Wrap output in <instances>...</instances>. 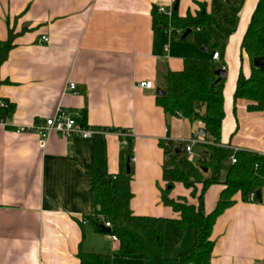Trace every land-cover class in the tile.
<instances>
[{"label": "crops", "instance_id": "crops-1", "mask_svg": "<svg viewBox=\"0 0 264 264\" xmlns=\"http://www.w3.org/2000/svg\"><path fill=\"white\" fill-rule=\"evenodd\" d=\"M257 3L0 0V43L9 31L17 35L0 67V100L14 107L8 117L11 127L0 125V264H80L81 252L109 255L111 264H152L123 255L118 241L92 221L102 219L88 175L94 139L52 133L41 150L37 134L14 130L42 123L60 106L73 115L83 113L87 126L133 131L131 209L135 216L168 220L164 250L151 249L154 258L176 259L194 246L195 227L181 229L176 223L180 215L162 202L167 184L161 143L192 140L201 129L197 122L166 114L157 105L158 92L164 76L183 71L186 60L211 61L225 71V116L217 144L264 155V112H249L247 101L234 99L240 72L245 78L251 73L241 43ZM176 4L181 18L195 16L200 5H207L216 33L196 31L166 49L168 39L154 27L153 12ZM147 82L153 83L151 89L139 86ZM71 83L76 91L69 89ZM105 140L108 173L119 175L124 172L121 139L108 135ZM206 152L204 144L196 145L195 162ZM226 174L224 168L220 182ZM223 189L216 184L206 191V214L216 209ZM201 190L198 185L195 197L192 189L176 183L170 198L194 205ZM231 202L213 227L210 264H264V190L260 202H244L240 193Z\"/></svg>", "mask_w": 264, "mask_h": 264}, {"label": "trees", "instance_id": "trees-1", "mask_svg": "<svg viewBox=\"0 0 264 264\" xmlns=\"http://www.w3.org/2000/svg\"><path fill=\"white\" fill-rule=\"evenodd\" d=\"M201 11L193 16L188 14L181 18L177 11L169 19L153 12L154 27L162 30L171 22L174 28L197 29L209 34L216 33L214 16L207 13V5H200ZM9 38L0 43V67L6 55L14 45V35L9 31ZM190 34V35H191ZM241 50L248 57L251 73L245 78L240 72L236 83L234 99L248 102L249 112H264V67L254 68L252 60L264 57V0L258 3L252 13L246 32L242 39ZM217 70L211 61H185L181 72L169 71L164 76V95L157 97V105L169 115L181 114L191 122L202 121L205 125V138L215 144L220 141L221 125L224 119L223 86L225 79L218 81ZM2 81L0 80V85ZM14 107L8 102L0 108V117L8 118ZM117 131V130H113ZM165 150L166 161L163 179L167 184L162 191V202L180 215L177 225L184 229L194 226L196 242L186 253L176 259L154 258L151 249L162 252L165 247V225L168 220L153 217L135 216L131 209L134 197L131 183L133 174H127L125 168L133 157L131 149L122 150L124 172L109 175L107 169V144L103 137L94 139V157L88 175L96 206L101 210L98 214L102 219H92L98 231L106 222L112 224V235L118 238L119 249L123 255L138 257L152 264H210L214 244L211 241L213 227L217 218L231 205L232 197L240 193L244 202H249L250 194L264 190V155L254 152L239 151L235 154L236 163L225 167L229 151L214 145H204L206 156L198 162H190L187 153L180 146L161 143ZM171 151V153H170ZM227 168L225 180L220 182L221 171ZM176 183L192 189L197 196V186L201 185V194L197 204H189L185 199L174 200L170 194ZM223 184L216 209L206 214L204 195L213 185ZM256 196V195H255ZM259 202L256 197L252 203ZM80 264H111V256L84 253L79 254Z\"/></svg>", "mask_w": 264, "mask_h": 264}, {"label": "built area", "instance_id": "built-area-1", "mask_svg": "<svg viewBox=\"0 0 264 264\" xmlns=\"http://www.w3.org/2000/svg\"><path fill=\"white\" fill-rule=\"evenodd\" d=\"M174 7H162L158 9V13L160 15L166 16L169 19L173 17L174 14ZM200 29H197V32H200ZM163 32L165 36L168 39V44L165 46L166 49L169 48V45L173 41L182 40L186 31L183 29H176L173 27L171 22L168 24L166 28L163 29ZM43 43H47L49 41V38L42 37L41 40ZM220 56L218 52H215L213 54V61L217 62L219 60ZM142 88L151 89L153 86L152 82L147 83H141L139 85ZM69 89L71 91H76L77 87L75 84L71 83L69 85ZM8 105L7 101L0 100V108H4ZM55 113L45 118V120L41 122H34L29 127H25L23 125L17 126L14 128L16 132H25L26 134L29 133H35L39 136L40 140V149L43 150L44 147L47 145V139L50 134L56 133V135H62L65 138H73V137H80L85 140H92L96 137H103L106 138L108 135H116L121 139V147L123 150L131 149L132 154H134V133L131 130L124 131V130H118L113 131L111 129H104V128H94L87 126L85 123V115L81 112L73 115L69 113L67 110H65L62 106L55 109ZM180 117H182L181 114H178ZM0 125L4 126H10L8 123V118H2L0 117ZM197 126L200 129H205V125L202 121H197ZM11 127V126H10ZM204 144V145H214L218 148L229 150L232 152V154L229 157L230 164L233 165L236 163V157L235 154L239 152L236 148H231L227 146H222L219 144H215L211 140H207L205 138V135H201L199 131L196 132L195 137L192 140L189 141H182L176 146H180L188 156V160L190 162H195V154H194V147L198 144ZM134 157H132L131 162L133 163ZM255 194H250L248 197L249 202H253L255 199ZM86 222H84L85 224ZM105 227L112 229V224L110 222H106ZM113 241H118V238L115 235H108Z\"/></svg>", "mask_w": 264, "mask_h": 264}, {"label": "water", "instance_id": "water-1", "mask_svg": "<svg viewBox=\"0 0 264 264\" xmlns=\"http://www.w3.org/2000/svg\"><path fill=\"white\" fill-rule=\"evenodd\" d=\"M177 8H178V5L176 4L175 7H174V11H177ZM190 34H191V30H187L182 40H186L190 36ZM252 65H253L254 68H262V67H264V57L254 58L252 60ZM216 74H217L218 81H220V80H222V79L225 78V71L224 70H217ZM164 94L165 93L162 90H160L158 92V95L159 96H163ZM199 132H200V134L202 136L205 135V129H201ZM181 149L182 148L179 147L177 149V152H180ZM170 153H171V151H170ZM230 165H231L230 162H227L226 163V166H230ZM126 172H127L128 175L131 174V164H130V162H128V164H127ZM255 195H256V199L260 202L261 201V193L258 191V192H256ZM98 210L99 211L101 210V207L100 206L98 207ZM102 232L103 233H106V234H111L112 230L110 228H107L105 226H102Z\"/></svg>", "mask_w": 264, "mask_h": 264}, {"label": "rangeland", "instance_id": "rangeland-1", "mask_svg": "<svg viewBox=\"0 0 264 264\" xmlns=\"http://www.w3.org/2000/svg\"><path fill=\"white\" fill-rule=\"evenodd\" d=\"M221 31L219 30V33H220ZM195 154V153H194ZM195 160H196V158H195Z\"/></svg>", "mask_w": 264, "mask_h": 264}]
</instances>
